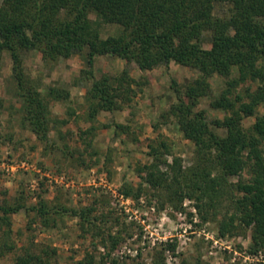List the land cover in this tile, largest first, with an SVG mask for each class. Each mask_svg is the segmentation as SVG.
Here are the masks:
<instances>
[{
    "label": "trees",
    "instance_id": "1",
    "mask_svg": "<svg viewBox=\"0 0 264 264\" xmlns=\"http://www.w3.org/2000/svg\"><path fill=\"white\" fill-rule=\"evenodd\" d=\"M215 1L228 5L224 17L213 14ZM91 13L97 18L91 19ZM102 24L119 25L122 30L102 38ZM204 32L211 33L208 48L201 44ZM85 47L89 69L82 73L91 82L84 95L90 122L101 111L122 109L135 96L134 86L142 84L127 69L98 78L93 69L96 56L113 55L134 62L141 71L175 62L199 72L184 93L172 82L176 101L161 115L174 117L180 132L193 143L192 163L185 168L178 158L168 163L159 146L152 144L149 155L154 161L137 168L136 186L124 180L118 193L136 201L149 195L159 199L161 206L169 201L176 210L182 208L185 198L192 199L201 220H216L221 214L217 220L220 237L250 230L249 253L264 250V114L256 115L257 107L264 105V0H0V65L7 52L23 120L45 144L54 145L49 135V105L26 76L21 53L38 51L45 61L53 62ZM215 74L226 78V87L210 102L214 109L229 112L223 120L213 122L215 128L224 130L223 135L211 127L203 111L195 109L201 97L211 95L210 78ZM247 79L261 85L255 91L248 87L237 92V86ZM48 96L65 100L70 92L50 86ZM3 107L0 99V111ZM252 115L256 119L247 130L242 120ZM95 129L91 125L80 132L86 147H92L89 136ZM160 144L167 148L164 141ZM244 171L248 178L230 181ZM104 204L109 201L96 199L79 207L62 202L50 205L39 198L27 205L22 191L12 203H0V256L17 247L11 215L24 210L27 215L34 212V219L40 218L46 227L56 226L57 217L63 214L79 219L82 231L93 239L94 250L75 264H119L112 251L132 233L112 210H103ZM100 246L105 250L98 256L95 250ZM167 249L174 251L175 244L167 242L156 250L150 264H167L163 256ZM53 251L35 253L25 248L17 254L16 263L49 264Z\"/></svg>",
    "mask_w": 264,
    "mask_h": 264
},
{
    "label": "rangeland",
    "instance_id": "2",
    "mask_svg": "<svg viewBox=\"0 0 264 264\" xmlns=\"http://www.w3.org/2000/svg\"><path fill=\"white\" fill-rule=\"evenodd\" d=\"M227 8L226 3L215 1L213 14L224 17ZM89 17L97 18L95 13ZM121 30L119 25L102 24L101 37L116 35ZM201 44L204 48L210 47L211 33H203ZM87 53L85 47L53 62L45 61L38 51L21 53L26 76L48 102L52 119L49 135L54 145L39 141L29 123L24 122L23 106L15 93L12 60L7 52L3 54L0 65V99L4 102L0 111V203H12L22 191L27 205L37 203L39 198L50 205L62 202L73 207L88 205L96 199L108 200L103 210H112L132 233V237H126L112 251L119 264H150L155 251L161 250L167 242L175 244L174 251H164L167 264H264V250L256 255L248 251L250 230L220 237L217 220L221 214L216 220H201L192 199L185 198L182 208L176 210L169 201L161 206L159 199L149 195L136 201L124 198L117 191L124 180L138 184L137 168L154 161L149 155L152 144L159 146L162 158L168 163L174 158L179 159L182 168L192 163L193 143L180 132L174 117L164 119L161 115L176 101L172 82L184 93L199 72L175 62L141 71L134 62L113 55L96 56L93 69L98 78L104 74L118 75L127 69L133 78H141L142 84L134 86L135 96L122 109L101 111L95 121L90 122L84 95L91 82L82 73L89 69ZM236 75L233 72V76ZM210 83L211 95L201 97L195 109L203 111L211 127L223 135L224 130L215 128L213 122L223 120L229 112L214 109L210 102L226 87V78L215 74ZM259 85L260 82L247 79L236 90L243 93L249 87L255 91ZM50 86L69 90L70 96L65 100L53 99L48 96ZM262 114L264 105H259L256 115ZM256 115L243 117L245 129H251ZM91 125L96 126L89 136L92 147H86L80 132ZM161 141L167 148L161 146ZM160 167L165 169L166 165ZM240 178H248L247 172L241 177H231L230 181L236 183ZM99 208L102 209L100 205ZM34 217V212L27 215L24 210L11 215L17 247L1 255L0 264H17L16 256L25 248L35 253L54 250L49 264H75L94 250L91 235L82 231L77 217L63 214L57 217L56 226L48 227ZM104 250L100 246L95 253L99 256Z\"/></svg>",
    "mask_w": 264,
    "mask_h": 264
}]
</instances>
